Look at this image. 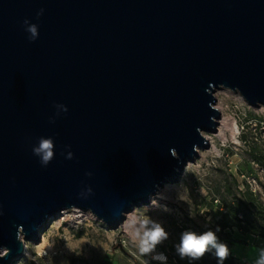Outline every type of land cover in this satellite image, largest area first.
<instances>
[{
    "label": "water",
    "instance_id": "water-1",
    "mask_svg": "<svg viewBox=\"0 0 264 264\" xmlns=\"http://www.w3.org/2000/svg\"><path fill=\"white\" fill-rule=\"evenodd\" d=\"M223 89L264 106V0H0V264L63 210L119 228L209 148Z\"/></svg>",
    "mask_w": 264,
    "mask_h": 264
},
{
    "label": "rangeland",
    "instance_id": "rangeland-1",
    "mask_svg": "<svg viewBox=\"0 0 264 264\" xmlns=\"http://www.w3.org/2000/svg\"><path fill=\"white\" fill-rule=\"evenodd\" d=\"M215 97V106L221 108L219 122L223 120L227 131L220 137L216 132L204 133L212 137L209 148L199 149L194 163L186 166L177 182L167 183L148 205L128 213L117 229L109 228L86 210L79 216L71 211L52 218L43 225L40 241H26L28 252L12 264H157L139 252L131 236L135 229L128 224V218L161 223L169 238L157 251L166 254L167 264H179L171 247L173 233L183 227L197 233L215 230L216 209L211 205V191L217 185L224 186L227 178H234L240 191L248 185L264 203V166L251 157L252 150L264 157V106L253 107L229 89L217 91ZM209 216L211 223L207 222ZM217 235L228 245L238 264H255L258 250L264 248L263 239L237 228L219 231Z\"/></svg>",
    "mask_w": 264,
    "mask_h": 264
},
{
    "label": "clouds",
    "instance_id": "clouds-1",
    "mask_svg": "<svg viewBox=\"0 0 264 264\" xmlns=\"http://www.w3.org/2000/svg\"><path fill=\"white\" fill-rule=\"evenodd\" d=\"M43 9L37 13V16L43 14ZM26 31L30 34L29 40L34 41L39 36L38 26L24 21ZM57 115L60 112H67L68 109L63 104H56ZM50 122L54 123V119ZM55 144L51 137H41L38 144L33 147V153L40 157V162L43 166H47L54 158ZM174 156H176L173 153ZM68 159L72 158V153L68 154ZM155 204V201H152ZM167 210V209H165ZM211 217H207V222L211 223ZM138 225V227L136 226ZM134 231L131 236L134 242L137 243L138 250L142 255L149 256L152 261L157 264H167V256L163 252L157 251V247L164 243L169 238V233L165 230L161 223L155 220H137L133 225ZM217 226L215 230H207L202 233L186 230L181 234L180 241L176 245V253L181 259L187 258L191 264L192 261H198L207 253H213L216 257L217 264H224L230 255V249L225 242H222L217 235L220 231ZM255 264H264V248L258 250V257Z\"/></svg>",
    "mask_w": 264,
    "mask_h": 264
},
{
    "label": "trees",
    "instance_id": "trees-1",
    "mask_svg": "<svg viewBox=\"0 0 264 264\" xmlns=\"http://www.w3.org/2000/svg\"><path fill=\"white\" fill-rule=\"evenodd\" d=\"M251 151L252 161L264 166V157L254 154ZM228 177L231 174L225 172ZM214 195L211 205L216 209L215 225L220 227V231L237 228L243 233L250 234L264 240V203L247 185L245 191H240L237 181L232 178L226 179L224 186L217 185L215 190L211 191ZM215 202L217 203L215 205ZM193 231L188 227L176 228L174 231V241L171 244L176 253V245L180 241L181 234L186 231ZM196 232V231H195ZM179 264H190L187 258L181 259L176 253ZM191 264H217L213 253H207L202 259L192 261ZM224 264H238L237 258L230 250V255Z\"/></svg>",
    "mask_w": 264,
    "mask_h": 264
},
{
    "label": "bare ground",
    "instance_id": "bare-ground-1",
    "mask_svg": "<svg viewBox=\"0 0 264 264\" xmlns=\"http://www.w3.org/2000/svg\"><path fill=\"white\" fill-rule=\"evenodd\" d=\"M236 92L238 93V95H240L241 98H243V96L239 93V91H236ZM215 107H216V109H218L219 112H220L221 108L218 107V106H215ZM220 113H221V112H220ZM219 124H220L221 126H219L218 130L216 131V135H217L218 137L224 135L225 132L227 131V129H226V125L224 124L223 120L221 121V123L219 122ZM205 137H206V139L208 140V142L210 143L211 140H212V137L209 136V135H205ZM157 193L159 194V192H157ZM158 198L160 199V198H162V197L158 195ZM75 209H76V208H75ZM75 209H72V210H63L62 212L59 213V216H61V215H65V214H70L71 211H72V212L74 211V213H78V216H79V213H82V212H83L82 210H79V209L75 210ZM81 216H83V215H81ZM99 220H100V219H99ZM135 222H136V221H135L134 219H130V218H128V224H129L130 226H133V225L135 224ZM21 239L23 240V242H24V244H25V253H24V255H26V253L28 252V243L26 242V239L24 238V236H22ZM33 242H34V241H33ZM4 253H5V251L3 250V251L1 252V254L4 255ZM2 255H1V256H2ZM24 255H23V256H24Z\"/></svg>",
    "mask_w": 264,
    "mask_h": 264
}]
</instances>
